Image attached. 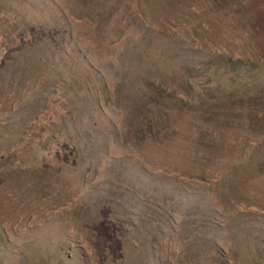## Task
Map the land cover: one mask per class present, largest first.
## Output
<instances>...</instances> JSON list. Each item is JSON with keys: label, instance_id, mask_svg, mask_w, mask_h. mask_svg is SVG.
I'll use <instances>...</instances> for the list:
<instances>
[{"label": "rangeland", "instance_id": "374dc122", "mask_svg": "<svg viewBox=\"0 0 264 264\" xmlns=\"http://www.w3.org/2000/svg\"><path fill=\"white\" fill-rule=\"evenodd\" d=\"M0 35V264H264V0H0Z\"/></svg>", "mask_w": 264, "mask_h": 264}, {"label": "trees", "instance_id": "16d2710c", "mask_svg": "<svg viewBox=\"0 0 264 264\" xmlns=\"http://www.w3.org/2000/svg\"><path fill=\"white\" fill-rule=\"evenodd\" d=\"M5 49L3 39L0 35V53ZM122 79V78H121ZM58 105H51L49 111H46L45 116L39 117L37 122H32L27 126L25 134L15 144V154H34L36 151L42 150L43 147L35 141L39 134L44 130V126L41 121H47V119L55 120L59 117L58 112H54ZM58 111V110H57ZM41 135V134H40ZM41 137V136H40Z\"/></svg>", "mask_w": 264, "mask_h": 264}]
</instances>
